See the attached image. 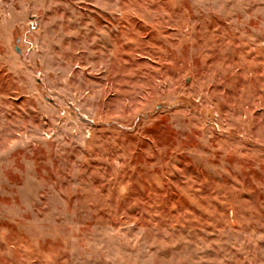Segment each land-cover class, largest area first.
I'll use <instances>...</instances> for the list:
<instances>
[{"label":"rangeland","instance_id":"rangeland-1","mask_svg":"<svg viewBox=\"0 0 264 264\" xmlns=\"http://www.w3.org/2000/svg\"><path fill=\"white\" fill-rule=\"evenodd\" d=\"M0 264H264V0H0Z\"/></svg>","mask_w":264,"mask_h":264}]
</instances>
